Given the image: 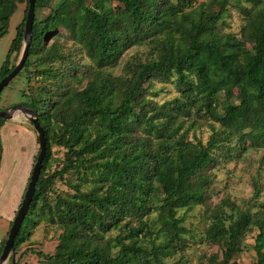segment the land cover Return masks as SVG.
Returning <instances> with one entry per match:
<instances>
[{
    "label": "trees",
    "instance_id": "1",
    "mask_svg": "<svg viewBox=\"0 0 264 264\" xmlns=\"http://www.w3.org/2000/svg\"><path fill=\"white\" fill-rule=\"evenodd\" d=\"M17 3L23 18L0 79L19 59L28 8V0H0L9 10L0 36ZM34 12L14 78L26 81L20 104L37 111L46 152L14 264L35 251L21 249L46 223L58 229V242L52 253L36 251L39 264H182L190 240L220 248L201 252L197 264H239L251 227V264H264L260 170L250 197L212 202L213 170L264 148V0H35ZM234 14L238 26L226 29ZM167 85L175 95L157 100ZM54 146L64 152L52 169ZM195 206L204 223L198 238L178 215Z\"/></svg>",
    "mask_w": 264,
    "mask_h": 264
},
{
    "label": "rangeland",
    "instance_id": "2",
    "mask_svg": "<svg viewBox=\"0 0 264 264\" xmlns=\"http://www.w3.org/2000/svg\"><path fill=\"white\" fill-rule=\"evenodd\" d=\"M243 3L249 8H252V6L246 1H243ZM109 6L113 7L115 10L119 8L115 3H110ZM23 8L24 6L21 3H17L14 13L9 16L7 32L0 36V65L4 60L12 39L16 34V26L23 18ZM48 11L49 9H43L38 15L43 17L48 13ZM8 13V9L4 12L0 10V15ZM236 15L237 14H234L233 17L227 19L229 26L226 29L234 30L238 26L240 18L238 19ZM67 43L71 44L70 41ZM133 50H129L125 54L124 58L133 53ZM160 85L161 83H157L156 86L159 87ZM25 89V79L20 76L14 78L0 94L1 107L6 108L14 104H20L23 101L21 96L22 90ZM175 93L176 91L172 89L170 85H167V89L162 91L156 99L159 101L169 99L174 96ZM30 123L31 122L28 121L22 114H19L15 115L13 119L6 120L1 127L3 153L0 163V179L3 183L0 187H4V189L1 188L4 194L8 193L9 187L13 183L15 186H20L22 184L28 169H30L29 174L31 172L33 163H30V161L32 155L36 153L38 143L36 140V133ZM198 134L199 132H197L196 135ZM201 134L202 140L205 142L208 133L203 132ZM52 149L56 161L58 160L52 165V169H54L57 164L60 163V159L63 158L64 149L58 146H54ZM259 170L263 190L261 198L264 199V148H259L248 150L242 159L232 160L228 166L223 168L221 171L213 170L215 173L213 188L216 194H213L214 198L212 202H217L219 198L225 194L235 199L236 202H241L243 199L250 197L253 190L252 180L255 178ZM56 188L61 191L70 190L61 182L57 183ZM200 211V206H195L190 211H185L184 209L178 211V215L184 216L185 226L187 229L191 230V234H193L196 238L200 236L204 226L202 217L200 216ZM6 229H8V226H6ZM58 232L59 231L56 227L47 223L42 224L38 229H36L30 241L24 244L21 249V251H25V246H30V248L32 247L35 251L32 252L30 249H27V251H25L20 257L21 264H39L36 251L41 250L44 253L54 252L58 242ZM255 233V227H251L250 231L246 233L242 241L241 252L236 256V260L239 264H251L254 260L255 254L252 246L254 243ZM185 237L190 238L189 234H186ZM189 246L190 247L186 249L184 254V257L187 259L186 261H183L182 264H197L198 256L201 252L215 253L220 251V248L215 244H194L192 240L189 241ZM17 256L18 254L15 255V258Z\"/></svg>",
    "mask_w": 264,
    "mask_h": 264
},
{
    "label": "water",
    "instance_id": "3",
    "mask_svg": "<svg viewBox=\"0 0 264 264\" xmlns=\"http://www.w3.org/2000/svg\"><path fill=\"white\" fill-rule=\"evenodd\" d=\"M34 9H35V0H28V8L24 23L23 45H22L21 53L16 65L11 70V72H9L7 75H5L3 78L0 79V93L3 90V88L13 80V78L17 75V73L20 71V69L25 63L28 54V47L32 37V25L35 14ZM19 114H22L28 121L32 123L38 140L39 152L32 166L29 176L30 178L29 181L27 182V186L25 188L20 206L9 227L7 238L0 253V264H5L10 257H11V264H14L15 262V254L13 250L14 239L28 211L30 202L34 195L35 184L38 180V176L42 166V161L46 152V138H45L44 130L38 121L36 110L27 108L22 104H14L6 108L0 109V117L3 118L4 120L13 119L15 115H19Z\"/></svg>",
    "mask_w": 264,
    "mask_h": 264
},
{
    "label": "crops",
    "instance_id": "4",
    "mask_svg": "<svg viewBox=\"0 0 264 264\" xmlns=\"http://www.w3.org/2000/svg\"><path fill=\"white\" fill-rule=\"evenodd\" d=\"M33 157L34 155H32L30 163H33ZM29 170L30 169L27 170V174L23 180L24 183L22 182L20 186H15L13 183L6 194L1 190V188L4 189V187H0V241L4 235L8 233L10 222L14 219L20 206L30 176ZM2 183L3 181L0 179V186ZM6 226H8V229H6Z\"/></svg>",
    "mask_w": 264,
    "mask_h": 264
}]
</instances>
